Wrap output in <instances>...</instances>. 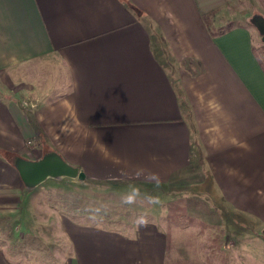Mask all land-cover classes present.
Masks as SVG:
<instances>
[{
  "label": "crops",
  "instance_id": "0c3cea01",
  "mask_svg": "<svg viewBox=\"0 0 264 264\" xmlns=\"http://www.w3.org/2000/svg\"><path fill=\"white\" fill-rule=\"evenodd\" d=\"M250 1L0 0V264H46L13 248L12 257L6 235H24L23 202L43 223L35 191L44 182L26 189L15 160L51 152L89 181L154 191L159 202L150 208L161 209L146 226L122 230L59 217L67 247L51 264H164L167 235L158 225L175 198L219 226L231 246L256 243L264 230V71L252 52L254 28L239 22ZM47 58L67 83L60 93L40 95L23 75L11 81ZM25 96L38 99L34 109L23 107ZM117 210L101 218L133 222Z\"/></svg>",
  "mask_w": 264,
  "mask_h": 264
},
{
  "label": "rangeland",
  "instance_id": "374dc122",
  "mask_svg": "<svg viewBox=\"0 0 264 264\" xmlns=\"http://www.w3.org/2000/svg\"><path fill=\"white\" fill-rule=\"evenodd\" d=\"M246 9L248 12L246 20H239V22L248 27L251 26L254 28L256 34L255 40L259 45L262 41V35L257 30L256 23L261 19H264V6H261L259 0H252L248 2ZM229 22L228 20L223 21L222 24ZM21 75H23L24 78L26 76L27 81L36 83V89L38 90L37 93L40 95H42V93H48L54 96L65 89L67 84L65 80H62L60 65L54 59L52 60L50 58L43 59L38 65H34V67L30 69L12 72V75L10 74L12 78L11 81L17 83L18 80L16 79H19ZM50 81H52V83H50ZM52 89L53 92H51ZM26 97L27 96H25V98ZM37 101L38 99L33 97L32 99H25V102L27 103ZM25 109L28 108L26 107ZM127 186L128 185L121 183L118 185H115V183H95L80 176L75 179L59 178L47 180L44 182L43 186H40L39 190L35 191V199L38 204V215L43 218L41 220L43 223H36L35 219L32 217L35 212L29 208H25L26 205L23 202L17 226L18 232L24 235H6L8 236L7 241H9L8 247H10L8 248V251L15 259H18L19 257L16 256L17 254H13L15 251H13L12 248L21 252L26 259L31 257L34 260L41 259L38 261L46 264L53 263L58 257L60 253L59 251H62L67 247L63 242V235L59 230L60 228H58L57 219L59 217L81 221L83 219L85 222L94 221L102 227L117 230H122L123 228L128 229L129 227L135 228L136 225H138L136 220L139 216L146 217L147 221L155 219L153 216H156L158 210L161 209L155 211L153 208H150L151 204L146 200L147 196L154 195V191H152L153 193L148 191L143 192L139 186ZM133 187L140 188V196L137 197L134 204H124L122 202V197L129 194ZM134 206H143V210L140 209L142 213H139V209H136ZM113 207H117L119 213L129 214L128 219L129 216L132 217L130 220L133 222L126 224L107 223L104 218H101V216L109 213ZM177 211L179 216L183 214L181 209H177ZM81 215L84 217H81ZM80 217L81 219H79ZM51 218L53 219V225H51ZM6 221H12V219L6 218ZM158 226H161L160 228L166 232L167 223L164 224L163 222ZM178 227L177 223L176 230H179ZM186 229L180 231L175 230L176 235H174V231L171 230V233L173 234L171 235L172 245H174L179 256L182 259L198 257L202 260H204L205 256H210L209 248L204 244L205 236L201 235L197 238V242H193V240H190L189 235L182 234L183 232L181 231L186 233ZM168 230L170 231V229ZM7 231H10V229ZM34 233H37V235H33ZM255 234L259 237V239L256 240V243L240 242L238 246L235 247L231 246L226 241L224 248L228 258V264H264V230L258 231V234ZM31 258L29 261H32Z\"/></svg>",
  "mask_w": 264,
  "mask_h": 264
},
{
  "label": "trees",
  "instance_id": "16d2710c",
  "mask_svg": "<svg viewBox=\"0 0 264 264\" xmlns=\"http://www.w3.org/2000/svg\"><path fill=\"white\" fill-rule=\"evenodd\" d=\"M261 6H264V0H259ZM231 25L226 28H218L210 31L211 36L216 37L218 35L226 33L230 29ZM253 56L264 71V42L252 47ZM188 200L184 198L173 199L166 202V222H167V244L164 264H228V258L225 252V243L227 241L225 232L219 226H210L205 224L200 219L189 214ZM175 208V209H174ZM174 209V211H173ZM178 210H182L183 214L179 216ZM173 211V213H172ZM170 221V222H169ZM178 223V229H177ZM187 228V229H186ZM170 229V231L168 230ZM186 229L187 232L182 234L189 235L190 240L197 242V238L201 235L205 236V246L209 248L210 256H205L204 260L198 257H191L188 259H182L176 252L174 245H172L171 230L180 231ZM209 231V235H207ZM171 243V244H170ZM203 244V246H204Z\"/></svg>",
  "mask_w": 264,
  "mask_h": 264
},
{
  "label": "water",
  "instance_id": "95a60500",
  "mask_svg": "<svg viewBox=\"0 0 264 264\" xmlns=\"http://www.w3.org/2000/svg\"><path fill=\"white\" fill-rule=\"evenodd\" d=\"M256 27L262 35V42H264V19L256 23ZM14 167L26 189H33L48 179L81 177L76 167L66 163L61 156L54 152L47 153L35 161L17 158Z\"/></svg>",
  "mask_w": 264,
  "mask_h": 264
},
{
  "label": "clouds",
  "instance_id": "9594fccd",
  "mask_svg": "<svg viewBox=\"0 0 264 264\" xmlns=\"http://www.w3.org/2000/svg\"><path fill=\"white\" fill-rule=\"evenodd\" d=\"M140 196V190L139 188H136V187H133L130 191L129 194L125 195L122 197V202L124 204H127V205H131V204H134L136 202V199L137 197ZM146 200L149 204H156L158 203V199L156 197H153V196H147L146 197ZM136 223L139 225V226H146L148 221L146 219V217L144 216H139L136 220Z\"/></svg>",
  "mask_w": 264,
  "mask_h": 264
},
{
  "label": "built area",
  "instance_id": "2783aa9c",
  "mask_svg": "<svg viewBox=\"0 0 264 264\" xmlns=\"http://www.w3.org/2000/svg\"><path fill=\"white\" fill-rule=\"evenodd\" d=\"M23 107L24 108H28V109H34V107L36 106L37 102H31V103H27L25 101H23Z\"/></svg>",
  "mask_w": 264,
  "mask_h": 264
}]
</instances>
